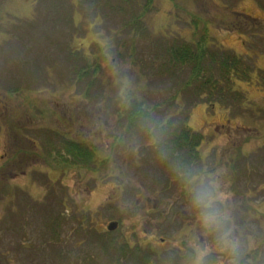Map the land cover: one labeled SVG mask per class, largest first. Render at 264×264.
I'll list each match as a JSON object with an SVG mask.
<instances>
[{"label":"rangeland","instance_id":"374dc122","mask_svg":"<svg viewBox=\"0 0 264 264\" xmlns=\"http://www.w3.org/2000/svg\"><path fill=\"white\" fill-rule=\"evenodd\" d=\"M148 2L0 0V264H264V86L239 83L249 113L191 105L161 51L207 28L264 71V0H152L131 33ZM188 114L181 166L160 147Z\"/></svg>","mask_w":264,"mask_h":264},{"label":"trees","instance_id":"16d2710c","mask_svg":"<svg viewBox=\"0 0 264 264\" xmlns=\"http://www.w3.org/2000/svg\"><path fill=\"white\" fill-rule=\"evenodd\" d=\"M148 1V5L139 9L138 12H134V10L131 11L133 19L129 16L127 23L131 33L132 30L135 32L139 31L142 36L144 35V37H146L145 33L150 30L143 25L147 12L151 8L152 0ZM130 19H132L131 23ZM136 20L138 23L135 25L132 24ZM171 42L172 43L164 42L165 50H161L165 53L164 56H166L163 67H168L165 69L166 71L172 69L174 71L177 70V74L188 70V74L184 78L183 88L178 89L179 91L182 90L183 92L189 93L193 97V100L196 102H193L192 99L189 98V103L191 105L196 104L199 100L198 103L205 105L209 110L217 106L227 111L230 109L249 113L252 110H256V107L253 105L254 103L247 99L246 94L243 93L241 89H238L240 88L239 83H258L264 86V71L258 69L253 57L247 54L236 55L232 51L214 43L208 36L207 28L197 41L173 40ZM84 69H86V71H84L85 73L82 74L83 71L81 70L78 79L86 75L87 71H91L93 75L97 74V68L96 66L93 67L92 64L86 65ZM236 83H238L237 86ZM141 106H143L141 102L135 103L132 110L133 112L128 114L127 121L129 129L134 127L133 123L135 119L148 115L149 112H142ZM260 111L264 112V108H260ZM228 115L233 118V114ZM166 117L164 129L166 132L172 130V134L169 141L165 143L166 147L164 145L160 148L165 151L167 157H174L177 161L179 159L181 166L186 164V162L194 164L196 163L195 161H198V163L201 161L202 163L203 160L197 150L203 143V136L190 128L189 114L184 121L178 123V125H175L173 120L172 122L168 121L169 116ZM155 142L154 140L153 144H155ZM146 150L139 155L138 158L143 163L147 159L148 153H146ZM65 151L71 154L67 148H65ZM176 152H181L186 155L187 159L183 158L184 160H182V158H176L174 156ZM156 158H160V154L157 155L155 159ZM191 163L188 165H191ZM158 166L159 165H156L155 167ZM168 180H170V178H167L166 181Z\"/></svg>","mask_w":264,"mask_h":264},{"label":"flooded vegetation","instance_id":"af4514ba","mask_svg":"<svg viewBox=\"0 0 264 264\" xmlns=\"http://www.w3.org/2000/svg\"><path fill=\"white\" fill-rule=\"evenodd\" d=\"M78 137V136H77ZM124 138V137H123ZM70 143H74V144H78L81 148H82V143H76L75 142V140L73 141V140H71V141H69ZM84 146V145H83ZM77 149L78 148H74V152H76V155H77ZM67 153V152H66ZM68 154V153H67ZM116 221V220H115ZM117 223H118V225H119V222L118 221H116ZM117 230V229H116ZM116 230H114V231H116ZM101 231V233H105V234H107V233H110V232H114V231H108L107 229H102V230H100ZM160 241L161 242H163L164 240L161 238L160 239Z\"/></svg>","mask_w":264,"mask_h":264},{"label":"water","instance_id":"95a60500","mask_svg":"<svg viewBox=\"0 0 264 264\" xmlns=\"http://www.w3.org/2000/svg\"><path fill=\"white\" fill-rule=\"evenodd\" d=\"M117 228V222H111L109 223V225L107 226V229L109 231H114Z\"/></svg>","mask_w":264,"mask_h":264}]
</instances>
